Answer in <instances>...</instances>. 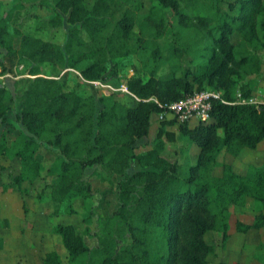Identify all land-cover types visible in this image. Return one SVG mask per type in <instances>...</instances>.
I'll use <instances>...</instances> for the list:
<instances>
[{
    "label": "trees",
    "instance_id": "1",
    "mask_svg": "<svg viewBox=\"0 0 264 264\" xmlns=\"http://www.w3.org/2000/svg\"><path fill=\"white\" fill-rule=\"evenodd\" d=\"M52 1L57 17L52 24L77 26L69 30L63 46L23 33L8 17L0 18V45L6 49L1 73L25 62L26 72L33 75L20 96L17 116L29 141H13L11 148L0 144V155L13 151L25 169H37L38 144L55 148L61 164L53 193L60 199L71 191L83 199L92 195L87 167L103 166L119 177V206L108 219L126 225L130 244L110 255L111 246L90 247L73 225L60 224L57 232L70 264L98 251L104 254L98 264H208L214 246L205 235L219 230L226 237L230 204L242 205L251 198L264 209V162L248 165L242 174L222 164L219 176L211 174L220 152L235 156L243 148L255 149L264 139V104L235 102L233 97L238 86L244 98L250 97L253 74L264 80V56L259 52L264 55V20L258 21L264 15V0H156L158 5L146 11L142 0H93L89 8L85 0ZM167 32L169 44L162 49L159 38ZM12 35L18 38L17 47ZM74 44L85 48L73 50ZM118 57H137L144 75L124 83L118 79L117 86L110 83ZM61 61L67 72L82 79L87 91L67 88L64 75H41V64ZM160 61L169 66L162 75L156 73ZM92 82L115 88L124 84L139 100L128 106L116 99L115 91L97 94ZM204 87L220 92L218 98H210L209 120L194 126L180 123L177 128L197 147L196 160L170 161L164 157V136L174 142L173 132L166 129L174 121L162 120L150 138L152 116L162 112L160 104ZM7 91L0 83V124ZM96 101L101 104L97 116ZM144 137H149L150 148L137 152L136 143ZM94 176L102 179V173ZM14 182L21 183L20 175ZM263 226L264 213L259 212L251 223L237 227L246 233ZM50 256L46 254L45 263L57 264Z\"/></svg>",
    "mask_w": 264,
    "mask_h": 264
},
{
    "label": "rangeland",
    "instance_id": "2",
    "mask_svg": "<svg viewBox=\"0 0 264 264\" xmlns=\"http://www.w3.org/2000/svg\"><path fill=\"white\" fill-rule=\"evenodd\" d=\"M142 1L144 11L151 4L158 5L156 0ZM92 2L93 0H85L88 8ZM52 3V0H0V18L8 17L12 25L23 33L63 46L69 30L77 26H69L65 23L53 25L50 20L57 17L52 14L50 7ZM169 13V10H164L167 17H170ZM263 20L264 15L260 14L258 21ZM82 35L85 37L84 33ZM13 37V45L17 47L18 38L12 35ZM231 39L237 42L238 36L233 35ZM159 44L162 49L168 46V32L159 38ZM84 48V45H73V50ZM5 52V47L0 45V59ZM259 52L264 56L261 50ZM114 61L116 68L110 83L116 86L118 79L124 83L126 78L138 74L144 75L137 57H118ZM27 67L25 62L17 63L12 71L7 73H1L0 68V83L8 88L4 99L6 105L4 121L0 124V144L8 148H11L13 141L18 140L23 143L29 141L25 126L17 118L22 105L20 96L29 79L33 78V75L26 72ZM67 70L69 69L66 68L64 61L40 65L41 75H51L56 78L64 75L67 88L87 91L88 88L83 86L82 79L79 81L71 74L74 72L64 73ZM168 71V64L160 61L156 73L162 75ZM261 78L262 76L257 73L253 74L249 80V96L255 102L264 100V82H262L264 80ZM203 90L220 96V92L210 88L204 87ZM114 93H116V99L128 106H134L139 100L138 97L124 92L122 86ZM238 93L243 95V89L239 86L234 93V100L237 99ZM100 107L101 104L96 101V116ZM159 115L160 112H157L152 116L153 126L150 138L154 136L157 127L164 120ZM180 123L174 121L172 125L166 126L168 131L173 132L175 140L170 142L164 136L166 140L164 157L170 161L178 160L179 162L185 161L184 157H186L188 161L194 162L197 147L179 133L177 128ZM148 140L149 137L138 140L136 151L149 149ZM32 147L33 145L30 144V150ZM12 153L13 151H10L9 155H0V264H47L45 263L47 253H52L49 261L55 258L57 264H70L68 250L57 232V226L60 224L73 225L76 235L90 247L111 246L110 255L117 253L120 246L130 244L131 239L126 232V225L120 219H108L119 206L117 201L119 177L113 175L111 170L98 165L87 167L85 175L90 177L93 186L92 195L83 199L71 191L64 196V199H60L53 193L55 192L53 187L60 181L61 164L55 148L38 144L35 152L37 169L32 167L25 169L22 160L12 156ZM217 160L218 164L213 167L212 175L221 174L222 164H230L234 172L242 174L248 165H261L264 162V141L254 150H244L235 156L222 151ZM100 172L102 179L94 176L101 175ZM16 175L21 177L19 185L14 182ZM259 212L264 213L261 203L251 198H246L242 205L228 206L225 213L228 221L226 237H223L219 230H212L205 235V240L214 246L213 252L208 255V264H264V242H254L250 237L239 238L241 237L239 233H244L239 232L237 227L251 223ZM122 229H124L123 234L120 233ZM98 253L74 264H91L92 262L98 264L104 255Z\"/></svg>",
    "mask_w": 264,
    "mask_h": 264
},
{
    "label": "built area",
    "instance_id": "3",
    "mask_svg": "<svg viewBox=\"0 0 264 264\" xmlns=\"http://www.w3.org/2000/svg\"><path fill=\"white\" fill-rule=\"evenodd\" d=\"M219 94L207 92L205 90L195 91L193 94L186 96L183 99L169 102L161 105L163 109L159 117L165 118L170 115L175 121L181 123L195 120L197 122H206L210 118V98H218ZM235 102L264 104V100L255 102L252 98H244L241 94H237Z\"/></svg>",
    "mask_w": 264,
    "mask_h": 264
},
{
    "label": "crops",
    "instance_id": "4",
    "mask_svg": "<svg viewBox=\"0 0 264 264\" xmlns=\"http://www.w3.org/2000/svg\"><path fill=\"white\" fill-rule=\"evenodd\" d=\"M67 72V71H64V73ZM63 73V74H64ZM264 82V81H262ZM94 86H97V94H100V93H104V92H109V91H116L118 89H121V87L119 88H115L111 85H108V84H101L100 82H92ZM122 90H124V92L126 91L127 93L131 94L126 88H125V85L122 84ZM260 86L262 87V83L260 84ZM132 95V94H131ZM164 120L166 121H169V120H173L175 121V119H173L172 117H170V115H167ZM197 123V121L195 120H192L188 123L189 126H194L195 124ZM264 141V139L258 144L257 147H259L262 142ZM256 147V148H257ZM244 150H254V149H248V148H243L241 150V152H243ZM198 152V151H197ZM253 230V231H252ZM239 235H241V237L239 238H242V239H246V237H250L252 241L256 242H264V226L263 227H260L259 229H250L249 232L247 233H244V234H241L239 233ZM253 242V243H254ZM251 245V244H250Z\"/></svg>",
    "mask_w": 264,
    "mask_h": 264
}]
</instances>
